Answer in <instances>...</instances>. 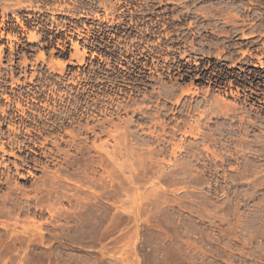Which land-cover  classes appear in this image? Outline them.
I'll list each match as a JSON object with an SVG mask.
<instances>
[{
    "label": "rangeland",
    "instance_id": "374dc122",
    "mask_svg": "<svg viewBox=\"0 0 264 264\" xmlns=\"http://www.w3.org/2000/svg\"><path fill=\"white\" fill-rule=\"evenodd\" d=\"M18 2L38 5L43 20L28 28L38 39L19 36L20 55L37 69L28 64L27 79L17 69L13 85H28L34 72V82L54 87L55 98L45 92L50 106L71 120L33 135L20 151L0 153L11 182L29 195L14 193L17 203L59 209L54 218L20 219L40 224L42 240L19 234L21 242H11L0 228V264H264V36L250 40L257 46L223 49L228 40L214 28L229 7L251 8L247 0L154 3L161 13L154 28L145 21L151 16L139 15L140 0L0 5ZM101 3L114 10L106 15ZM55 6L64 12L51 14ZM11 10L12 30L23 35L13 16L25 20L26 11ZM257 13L264 11L250 15ZM239 38L233 34L229 44L247 43ZM70 40L85 48L81 66L68 63ZM51 61L55 72L44 64ZM26 159L45 167L27 177ZM7 193L0 189V208Z\"/></svg>",
    "mask_w": 264,
    "mask_h": 264
},
{
    "label": "bare ground",
    "instance_id": "6f19581e",
    "mask_svg": "<svg viewBox=\"0 0 264 264\" xmlns=\"http://www.w3.org/2000/svg\"><path fill=\"white\" fill-rule=\"evenodd\" d=\"M42 1L43 0H41V4ZM140 1H141L140 2L141 6L139 7V15L143 16V18L148 15L151 16L150 19H145V21L149 20L151 22V27L153 28L157 27L158 20L160 19L159 15L161 13L159 14L154 12L151 6L154 3H162L164 0H140ZM233 1L236 2L237 0H233ZM166 2L171 3V1H166ZM189 2H193V0H189ZM246 3H248L251 6V8H247V7L244 8L241 6L233 5L229 7L231 11L225 13L221 18V26L218 25L214 26L216 32H219V34L218 33L216 34H218L219 37H224L225 39L228 40L227 42H225L227 43V46L225 44L223 49H232V47L234 46L239 49L246 45L247 46L249 45L248 46L249 48L253 45L257 46L259 41L257 40L250 41V40L255 37L262 38L264 36V14L257 13L256 15H252V16L250 15V13L253 10L255 11L256 8L259 11H264V6H263L264 2L261 0H247ZM100 5H101L100 8H103L104 13H106V15L107 12L105 11L114 10L113 8L108 9L104 3H101ZM0 8H1L0 9V153L4 154L6 153V148H9L10 150L16 149L17 151H20L21 146L24 147L25 144L33 143L36 141L37 138H34L33 135L36 136L41 135L46 130H50L51 127L52 128L61 127V124L71 120V118L69 117L68 114H64V112L56 110L54 107L50 106L49 104L50 98L49 96L45 95V92H47L46 94L50 95L51 98H55L56 93H54V87L52 88V90L48 89L47 86L49 84L45 83L44 81L41 82L40 79L34 82V79L37 76V74L35 75L34 72H32L29 75V79L27 81L28 85L24 84L23 82L19 83L18 81H15V83L18 84V88H16L13 85L14 75L17 69H18V73L21 74V77H23L24 79H27L26 66L28 64L31 66L30 70L34 69L35 71L37 69L36 60L34 61L33 64H31L26 61V56L24 54L20 55L21 50H18L19 46H21V43L19 42V36H25L27 40H31V41L38 39V36L35 37V35H33L34 33L32 34L31 31L28 30V28L33 27L32 29H38L40 27L41 21L43 19H41L39 15H36V13H41L42 9L38 5H34L32 2H27L24 4L22 2H18L12 6L1 4ZM18 9H22L26 11V14L24 15L25 20H20L18 17L13 16L16 25L19 27V30L21 33H23V35L22 34L19 35V33H15L12 30L13 25H11L10 20L7 18L8 10H11V12L14 13V11H18ZM241 9L245 11L244 13H248V14L246 15H243L244 13L240 14ZM62 11L63 10L55 6L53 9H50L49 12L51 14L52 13L59 14L62 13ZM185 12H186L184 13L185 15L192 14L190 9H187ZM81 13H83L84 15V12ZM83 15L81 17H85V18L88 17L86 14L85 16ZM157 16H159V19L156 18ZM153 18H155L154 22H153ZM95 19H99L97 14L95 15ZM203 20L206 19L203 18ZM191 24L190 23L188 24L189 28H192ZM209 25L200 28L194 26V29H196L197 31H205L206 29H210ZM247 29L248 31L251 30V33L245 34L244 30ZM60 30L65 31L66 29L60 28ZM215 30L212 31L215 32ZM66 32L70 34L69 33L70 30H67ZM239 32H241V38L239 39H241V41H246L247 43L244 44L242 42H239V43L229 44V40L231 39L233 34L235 35ZM77 36L79 37L80 35L77 34ZM69 42L71 45L70 49L73 50V54L69 55L68 63L72 64L73 62H76V65L81 66L83 64V57L86 54L85 48L79 47L77 43H74L71 40ZM15 44L17 45V47ZM192 44L193 42L191 43V45ZM262 44L264 43H261V45ZM189 45L190 44H188V46ZM56 47L60 49V52H56L55 54H57V57H61L62 53L64 52V44L61 41H57ZM5 51H7V54L5 53ZM245 53H247V51L244 52L242 51L241 55L244 56ZM38 58L43 60L44 53L39 52ZM3 62H6L7 65L5 68L2 69L1 65L3 64ZM55 63H56L55 66L57 65L60 68L58 74L60 76H63L64 74L63 66L65 63L59 59H57ZM44 64L47 65V69L50 72H55L54 64L52 61L50 63H44ZM125 69H123V71ZM8 79H11L10 81L11 83L9 85L11 86L9 91L11 96L7 95ZM13 89L16 90L13 91ZM163 92H167V91H163ZM181 93L184 94L185 92L182 91ZM163 94L165 93H162V95ZM60 96L61 95H59V99L60 101H62ZM1 101L3 103H1ZM32 104L39 105V108H42V112L38 111V109H36L35 106H32ZM55 112H57L58 118L52 119L51 113L55 114ZM27 113H29L30 115H28ZM41 120H43L45 125H41ZM27 121H29V125H25V122ZM5 126H6V131H3V127ZM18 134H23L22 141H17L16 135ZM43 141H47V138L44 137ZM102 145H103L102 151L106 155V153H108V151L106 152V148H104L106 145L104 143ZM22 163L28 169L27 171H25L27 177L32 176L29 169H33V170L37 168L43 169L45 167L44 164L33 159H26ZM27 165L31 167L29 168ZM103 171L104 173H107L106 168H104ZM11 179H12V172L8 171L0 163V189L3 187L9 189V193L1 197L2 208H0V228L8 231L7 237H10L11 242H21L19 234L26 237V240L28 242L35 241V238L37 236L40 238V240H42L43 239V236L41 234L42 226L40 224H37L36 222H30L27 225H21L22 221H20V219L21 218H26L27 220L28 219L31 220V218L32 220L40 219L38 215L41 216V213L43 212L48 213V215L51 218H54L58 215L59 209L56 208L54 205L49 207H43L36 200H33L31 205L30 204L24 205L22 203H17L15 201V198H17L19 193L23 192L20 196L25 197L27 199L29 195H26L21 188L17 187L15 183H12ZM14 193L15 195H17L16 197L13 196Z\"/></svg>",
    "mask_w": 264,
    "mask_h": 264
}]
</instances>
